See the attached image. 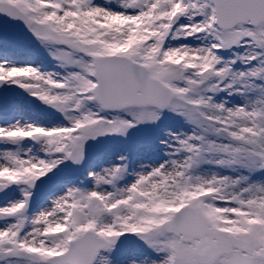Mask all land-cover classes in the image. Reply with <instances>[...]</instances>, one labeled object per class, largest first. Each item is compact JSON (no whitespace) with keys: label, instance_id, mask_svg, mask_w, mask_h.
<instances>
[{"label":"snow or ice","instance_id":"obj_1","mask_svg":"<svg viewBox=\"0 0 264 264\" xmlns=\"http://www.w3.org/2000/svg\"><path fill=\"white\" fill-rule=\"evenodd\" d=\"M0 264H264V0H0Z\"/></svg>","mask_w":264,"mask_h":264}]
</instances>
